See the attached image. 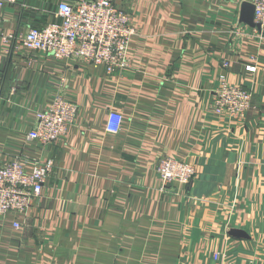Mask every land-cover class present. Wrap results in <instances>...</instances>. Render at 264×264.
I'll list each match as a JSON object with an SVG mask.
<instances>
[{
  "label": "crops",
  "instance_id": "crops-1",
  "mask_svg": "<svg viewBox=\"0 0 264 264\" xmlns=\"http://www.w3.org/2000/svg\"><path fill=\"white\" fill-rule=\"evenodd\" d=\"M60 1L79 0H17L3 30L60 21ZM243 2L118 0L136 32L130 67L113 75L0 47V165L55 163L41 200L0 219V264H264V41ZM221 75L253 93L244 122L213 111ZM57 95L78 117L42 146L29 133ZM111 110L125 117L119 133L105 129ZM166 156L195 164L194 182L162 191Z\"/></svg>",
  "mask_w": 264,
  "mask_h": 264
},
{
  "label": "built area",
  "instance_id": "built-area-1",
  "mask_svg": "<svg viewBox=\"0 0 264 264\" xmlns=\"http://www.w3.org/2000/svg\"><path fill=\"white\" fill-rule=\"evenodd\" d=\"M118 0H79L72 4L60 1L56 17L42 26L29 27L24 33L5 32L3 15L8 5L17 0H0V47L10 55L13 49L29 53L40 52L52 59L77 61L103 66L108 75L130 67L129 44L136 30L131 15L117 3ZM253 4L256 33L264 41V0H244ZM13 46V47H12ZM229 66L228 63L224 64ZM255 71V67L252 68ZM212 107L219 117L244 122L253 107V93L243 85L230 83L224 75L218 80ZM79 107L57 95L36 112L29 138L46 146L61 141L75 125ZM125 117L111 110L105 124L108 133H119ZM23 158L11 159L0 165V219L9 214H27L43 197L44 187L53 173V159L32 163ZM160 189L166 191L174 183L189 185L198 176V168L181 158L166 156L157 166ZM13 227H23L18 220ZM218 259V255H216Z\"/></svg>",
  "mask_w": 264,
  "mask_h": 264
},
{
  "label": "water",
  "instance_id": "water-1",
  "mask_svg": "<svg viewBox=\"0 0 264 264\" xmlns=\"http://www.w3.org/2000/svg\"><path fill=\"white\" fill-rule=\"evenodd\" d=\"M254 11H255V8L253 4L249 2H243L242 8H241V21L250 26L260 28V25L254 21V15H255ZM230 233L235 237H241V238L247 237V234L244 231L239 230V229H233Z\"/></svg>",
  "mask_w": 264,
  "mask_h": 264
},
{
  "label": "rangeland",
  "instance_id": "rangeland-1",
  "mask_svg": "<svg viewBox=\"0 0 264 264\" xmlns=\"http://www.w3.org/2000/svg\"><path fill=\"white\" fill-rule=\"evenodd\" d=\"M71 128H72V127H71ZM71 128H70V129H71Z\"/></svg>",
  "mask_w": 264,
  "mask_h": 264
}]
</instances>
